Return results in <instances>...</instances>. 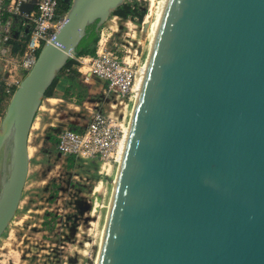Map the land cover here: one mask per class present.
Listing matches in <instances>:
<instances>
[{
	"label": "water",
	"instance_id": "95a60500",
	"mask_svg": "<svg viewBox=\"0 0 264 264\" xmlns=\"http://www.w3.org/2000/svg\"><path fill=\"white\" fill-rule=\"evenodd\" d=\"M125 0H69L0 120V237L46 90ZM96 264H264V0H167Z\"/></svg>",
	"mask_w": 264,
	"mask_h": 264
},
{
	"label": "rangeland",
	"instance_id": "374dc122",
	"mask_svg": "<svg viewBox=\"0 0 264 264\" xmlns=\"http://www.w3.org/2000/svg\"><path fill=\"white\" fill-rule=\"evenodd\" d=\"M137 1L147 8L142 21L110 15L103 26H111L118 44L139 45L140 66L148 54L157 0ZM61 85L57 82L52 94L44 97L43 114L31 128L28 174L16 213L0 237V264L95 263L118 161L103 169L98 163L69 166L67 157L57 152L49 136L70 126V117H80L82 111H73L77 100L65 98ZM135 99L132 96L125 105L105 91L96 107L128 122Z\"/></svg>",
	"mask_w": 264,
	"mask_h": 264
},
{
	"label": "built area",
	"instance_id": "2783aa9c",
	"mask_svg": "<svg viewBox=\"0 0 264 264\" xmlns=\"http://www.w3.org/2000/svg\"><path fill=\"white\" fill-rule=\"evenodd\" d=\"M58 3L59 0H0V85L4 98L9 100L35 62L41 46L53 39L64 21L65 12L58 11ZM113 31L110 26H101L95 54L77 57L76 68L78 78L85 85L91 78H97L104 82L106 92L114 93L117 102L126 105L128 99L135 98L133 84L140 62L139 45L131 41L128 46L118 44L113 41ZM44 101L45 98L31 128L43 114ZM69 121L70 126L55 134L59 154L73 156L84 164L98 163L102 169L105 164L111 166L115 162V153L129 121L112 111L88 107L82 109L80 117H70Z\"/></svg>",
	"mask_w": 264,
	"mask_h": 264
},
{
	"label": "trees",
	"instance_id": "16d2710c",
	"mask_svg": "<svg viewBox=\"0 0 264 264\" xmlns=\"http://www.w3.org/2000/svg\"><path fill=\"white\" fill-rule=\"evenodd\" d=\"M68 6L69 0H59L58 11L60 13L65 12L68 9ZM146 12V6H143L140 1L125 0L123 4L119 5L116 9L111 12V15H116L121 19H133L139 23L143 20ZM98 37L99 31L95 30L94 24L88 25L85 29V35L82 37L75 49L74 56L68 58L66 64L54 78L50 87L46 90L44 97L51 95L53 92L52 90L56 86L57 82H60V85L62 84L61 88L63 91V96L69 99L75 98L77 101H74V103H76L77 105L82 104L83 100L87 95V85L81 82L78 78L79 72L76 68L78 61L76 58L83 55H94ZM3 99L5 100L0 85V112H2L6 107L3 104ZM49 138L56 144L55 135H50ZM67 161L69 166H72L74 162H77L73 156H68ZM46 218L47 215H45V219ZM45 219L43 221L44 224L46 223Z\"/></svg>",
	"mask_w": 264,
	"mask_h": 264
},
{
	"label": "bare ground",
	"instance_id": "6f19581e",
	"mask_svg": "<svg viewBox=\"0 0 264 264\" xmlns=\"http://www.w3.org/2000/svg\"><path fill=\"white\" fill-rule=\"evenodd\" d=\"M153 1H155V0H151V2L154 4ZM166 2H167V0H157V4H155L156 5L155 20L152 22V27H151L152 35H151V38H150V41H149L148 54L146 56L145 62L142 63L137 68L136 75H135V80H134V84H133V90H134L135 96H136V99H135L134 103L136 102L138 94H139V91H140V87H141V83H142L143 76H144V73H145V69H146V66H147V62H148V58H149V55H150V51H151V48H152V45H153V42H154V38H155V35H156V32H157L158 25H159V22H160V19H161V16H162V12H163V9L165 7ZM133 108H134V106L132 107V112H133ZM132 112H131V115H132ZM131 115H130V117H131ZM129 129H130V119H129V122H128V126L126 127L125 134H124L123 138L121 139V141L119 143V146L117 148V151L115 153V159L118 161V167H119V165H120V163L122 161V158H123L124 149H125V145H126ZM115 180H116V176L114 178V183H115ZM114 183H113V185H114ZM111 195H112V193H111ZM110 201H111V196H110ZM110 201H109V204H110ZM109 204H108V209H109ZM108 209H107V213H108ZM106 216H107V214H106ZM105 222H106V220H105ZM104 230H105V225H104L103 230H102V235H101L99 249H100V246H101V243H102ZM99 249L97 251V256L95 258V263L94 264H96V262H97Z\"/></svg>",
	"mask_w": 264,
	"mask_h": 264
},
{
	"label": "crops",
	"instance_id": "0c3cea01",
	"mask_svg": "<svg viewBox=\"0 0 264 264\" xmlns=\"http://www.w3.org/2000/svg\"><path fill=\"white\" fill-rule=\"evenodd\" d=\"M101 94L102 95L105 94L104 82L97 79V78H91L89 83L87 84V95H86L85 99L83 100L81 105L72 104L74 106L73 111H78V109L81 110L85 107L97 108L96 106L99 105L98 97L101 96ZM7 102H8V98H5V100L3 99L4 106H6ZM75 109H77V110H75ZM3 112H4V110L2 112H0V120H1ZM73 113H75V112H73ZM71 117H74V116H71ZM30 133H31V130H30L29 134ZM28 140H29V136H28Z\"/></svg>",
	"mask_w": 264,
	"mask_h": 264
},
{
	"label": "flooded vegetation",
	"instance_id": "af4514ba",
	"mask_svg": "<svg viewBox=\"0 0 264 264\" xmlns=\"http://www.w3.org/2000/svg\"><path fill=\"white\" fill-rule=\"evenodd\" d=\"M64 1H68V0H64Z\"/></svg>",
	"mask_w": 264,
	"mask_h": 264
}]
</instances>
